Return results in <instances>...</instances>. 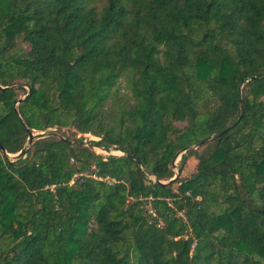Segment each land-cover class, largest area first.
<instances>
[{
  "label": "trees",
  "instance_id": "16d2710c",
  "mask_svg": "<svg viewBox=\"0 0 264 264\" xmlns=\"http://www.w3.org/2000/svg\"><path fill=\"white\" fill-rule=\"evenodd\" d=\"M0 146V264H264V0H0Z\"/></svg>",
  "mask_w": 264,
  "mask_h": 264
},
{
  "label": "rangeland",
  "instance_id": "374dc122",
  "mask_svg": "<svg viewBox=\"0 0 264 264\" xmlns=\"http://www.w3.org/2000/svg\"><path fill=\"white\" fill-rule=\"evenodd\" d=\"M18 47L20 49H22V50H27L28 49L27 46L24 45V44H18ZM124 86H125L124 82H121V84H120V94L121 95L127 94ZM24 92H27L26 88H24V91H22V90L17 91V95H18V97L20 99H22L24 97L23 96ZM106 110L109 111L110 117H113V118L116 119V117H115L116 116V113H115L116 110H115V108L112 105L108 104L106 106ZM174 126L177 127V128H182L183 124L175 123ZM43 133H44V135H48V134L60 135V134H63L65 137L71 138L70 131H68L66 129H62L58 133L55 128H52V129H49V130H47V131H45ZM37 134H39V133H32L33 136H35ZM74 138L75 139L82 138L84 140L83 141L84 143H86L87 141H96L97 140L96 138H94V137H92L90 135H79V134H77ZM72 140H74V139H72ZM91 149L93 150V152L95 154H97V155H99L101 157L104 156V152L105 151H103L102 149L97 148V147H91ZM191 149H193V148H191ZM115 153L114 154L112 153V155L119 156V154H120L118 151H116ZM182 155L185 156V153H182L180 156H178L176 158L177 160L175 159L176 162L174 161L175 165H174V168L172 169V171H173L174 175H176V173H178L177 176H180L181 178H186V177L189 176V174H191L194 171L195 166H196V161L193 158H191V157H187L185 162H184V164L180 165V157ZM9 159L13 160L12 156H10ZM180 168H181V172H180ZM91 227H93V225H91ZM125 251L128 254L130 264H135L136 263V258H135V254H134L133 248L131 246V243H126L125 245L120 246V248H119V256H121L123 254V252H125Z\"/></svg>",
  "mask_w": 264,
  "mask_h": 264
},
{
  "label": "water",
  "instance_id": "95a60500",
  "mask_svg": "<svg viewBox=\"0 0 264 264\" xmlns=\"http://www.w3.org/2000/svg\"><path fill=\"white\" fill-rule=\"evenodd\" d=\"M23 98H24V97H23ZM23 98H22V99H23ZM22 99H19V100L15 103V106H17V105L19 104V102H20ZM242 114H243V111H242V108L240 107V117L242 116ZM234 125H235V124H234ZM232 126H233V125H232ZM226 131H227V129H225V130L219 132L218 134H216V137H220V136H222L223 134L226 133ZM47 136H55L56 138L61 139V140L65 141L66 143H70V144H74V143H76L75 141L65 140L64 138L60 137L59 135H55V134H48V135L37 134V135L33 136L32 134L29 133V134H28V137H27V146H30L33 140H35V139H40V138H44V137H47ZM210 139H211V138H208V139L204 140L203 142H200L199 144H197L196 146L191 147V148L196 149V148H198V147L204 145L205 143L209 142ZM80 144H83L84 146H87V147H92L89 143H80ZM188 149H190V148H185L184 150H182L181 152L177 153V154L174 156V158L171 160V163H170V167H171L172 169L174 168V166H173L174 164H173V163H174L175 159H176L178 156H180L182 153L186 152ZM26 150H27V149H22V150H20L17 154H14V155H6V153L4 152L3 148L0 146V151L2 152V154H4L7 158H9L10 156H12L13 159H18V158L23 157V156L25 155V153H26ZM102 150L106 152V150H104V149H102ZM133 160L136 162L137 166H139V164H138V162L136 161V159H133ZM177 175H178V173H176V175H174V176H173L168 182H165V183L157 182V183H159V184H161V185L170 184V183H172V182H174V181L176 180Z\"/></svg>",
  "mask_w": 264,
  "mask_h": 264
},
{
  "label": "built area",
  "instance_id": "2783aa9c",
  "mask_svg": "<svg viewBox=\"0 0 264 264\" xmlns=\"http://www.w3.org/2000/svg\"><path fill=\"white\" fill-rule=\"evenodd\" d=\"M108 155H111V156H114V155H112V153H111V151H109V152H104V156H108ZM120 155V154H119ZM102 181H104V182H107V183H111L112 181L111 180H108V179H103ZM45 189H48L50 192H54V186H50V187H46ZM148 214L149 215H151V216H154V214H153V212H152V210L151 209H148Z\"/></svg>",
  "mask_w": 264,
  "mask_h": 264
},
{
  "label": "bare ground",
  "instance_id": "6f19581e",
  "mask_svg": "<svg viewBox=\"0 0 264 264\" xmlns=\"http://www.w3.org/2000/svg\"><path fill=\"white\" fill-rule=\"evenodd\" d=\"M115 152H116V151H111V153H113V154H114ZM115 154H116V153H115ZM176 160H177V159H176ZM175 162H176V161H175ZM175 162L173 163L174 165H175ZM174 165H173V166H174Z\"/></svg>",
  "mask_w": 264,
  "mask_h": 264
}]
</instances>
